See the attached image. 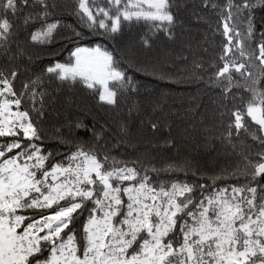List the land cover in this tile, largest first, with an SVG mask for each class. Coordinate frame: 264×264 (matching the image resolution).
<instances>
[{"label":"snow or ice","instance_id":"1","mask_svg":"<svg viewBox=\"0 0 264 264\" xmlns=\"http://www.w3.org/2000/svg\"><path fill=\"white\" fill-rule=\"evenodd\" d=\"M258 10L264 0H0V264H264ZM138 74L197 92L174 108L142 98ZM178 122L230 154L210 183L162 148Z\"/></svg>","mask_w":264,"mask_h":264},{"label":"trees","instance_id":"2","mask_svg":"<svg viewBox=\"0 0 264 264\" xmlns=\"http://www.w3.org/2000/svg\"><path fill=\"white\" fill-rule=\"evenodd\" d=\"M68 22H74V18L69 17ZM256 25L258 31L264 29V10L257 11ZM138 31L139 29L133 30L132 35L135 36ZM216 39L217 42H219L222 37L217 36ZM85 43H88V41H85ZM56 47L60 53L56 58L61 60L65 59L67 57V51L64 50L63 46L57 45ZM47 62L48 58H45L43 63ZM137 79L143 85L141 89L142 98H156L166 95L169 97V103L172 104L174 108H180L182 102L186 104V101H181V97H190L197 92V86L175 82L174 80L161 81L152 76L143 74H138ZM199 88L202 103V107L199 111L204 113L206 107L210 108V97L209 94L204 91L202 85L199 86ZM184 127L185 123L178 122L176 132L174 133L177 137L176 146L174 148L169 150L162 142L161 146L168 156L187 158L193 163H198V166L204 174V179L208 180L210 183V177L212 175L218 174L221 168L233 163L229 159L230 154L225 153L223 146L218 140L213 142L214 147H210L201 146L195 134L191 137H185L183 133ZM225 179L227 180L228 178Z\"/></svg>","mask_w":264,"mask_h":264}]
</instances>
